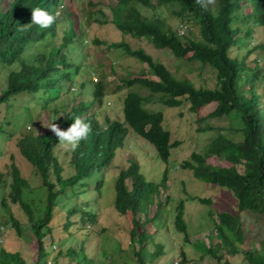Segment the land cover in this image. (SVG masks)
Instances as JSON below:
<instances>
[{"label": "trees", "instance_id": "obj_1", "mask_svg": "<svg viewBox=\"0 0 264 264\" xmlns=\"http://www.w3.org/2000/svg\"><path fill=\"white\" fill-rule=\"evenodd\" d=\"M208 1L117 0L118 4L111 9V19L107 22L115 24L124 36L147 38L157 48L171 50L179 60L197 62L200 68L209 66L217 79V84L212 88L197 86L185 77H176L145 49L134 48L124 40L111 41L108 46L123 48L127 54L147 65L155 77H147L144 72L127 76L122 79V84L129 89L138 86L148 90L151 96L160 94V102L169 107L186 103L191 112L215 104L209 117L234 115L238 118L241 139L234 140L220 134L209 144L205 153L193 152L182 168L191 170L197 179L231 189L239 212H250L258 218L264 216V0H249L253 10L258 8L260 11L258 17L254 16L255 23H252L255 25L258 22L263 38L242 58L237 54L240 41L244 42L249 33H253V28L241 25L247 20V12L243 9L246 0H217L216 7H210ZM1 2L0 77H4L6 83L0 89V106H5L6 112L11 111L16 100L24 96L28 98L25 103L29 102L24 107L31 110L38 104L36 114H45L57 97H61L65 86L70 88L73 84V70L76 68L78 71L79 67L71 59L70 52L65 50L73 43L84 45L81 39L84 32L78 31L72 22L70 28L60 36L62 13L69 12L65 9L66 0H8L5 6ZM34 7L50 13L59 12L60 15L53 25L40 28L31 24V9ZM144 7L151 10L166 7L178 19V24L174 27L162 17L161 11L148 16L141 9ZM72 13L69 12L67 16L71 17ZM185 23L198 28L199 38ZM250 52H258L262 63L250 66L246 62ZM100 77L95 81L92 100L69 105L68 111L65 110L60 119L58 127L61 130H66L75 117L90 125L87 138L71 150V174H64L65 167L55 154L58 141L48 128L52 124L47 126L45 133L24 132L17 142L20 156L41 177L45 188L44 206L38 217H35L37 208L33 207L35 201L31 202L25 196L30 191V181L13 154H10L7 171L0 170V182L7 174L11 179L9 192L2 199L1 206L18 235L22 234L21 225L12 208L19 207L26 213L34 235L35 264H41L47 256V240L53 241L55 207L62 199L71 200L74 187L77 184L80 186L82 180L89 182L93 175H100L110 167L130 130L151 143L166 163L171 157V148L179 144V141L172 142L171 132L163 127V113L146 108L147 98L137 91L129 90L123 99L124 122L107 119L103 124L95 114L87 113L94 102L101 104L106 95V74ZM31 101L35 102L31 105ZM52 111L59 112L56 108ZM103 183V179H97L98 192ZM159 188V184L146 179L140 172V165L134 160L116 177L115 208L121 218L130 219L129 239L134 248L136 264H155L165 253L164 244L155 240V232L148 231V223L157 221L159 215V212L149 215V207L156 199ZM191 199L200 204L212 202L202 197ZM176 211L175 229L183 234L187 243L189 232L185 220V200L178 203ZM140 213L144 215L143 219L139 217ZM65 214L63 227L68 236L72 234L75 223L94 222L98 217L97 213L86 211L80 219L75 220L73 208L66 210ZM243 222L240 215L219 212L215 221L218 242L208 246L203 244L204 255H211L219 264H232L228 260L221 263L225 254L241 255L247 264H264V254L260 249L252 244L244 245L247 234ZM146 252L149 253L148 260ZM72 254V261L76 264L91 263L84 246L78 251L72 249L69 256ZM0 264L29 263L20 251L0 246Z\"/></svg>", "mask_w": 264, "mask_h": 264}, {"label": "rangeland", "instance_id": "obj_2", "mask_svg": "<svg viewBox=\"0 0 264 264\" xmlns=\"http://www.w3.org/2000/svg\"><path fill=\"white\" fill-rule=\"evenodd\" d=\"M7 1L2 0L1 4L5 6ZM246 1L243 9L247 12V20L241 25L245 28L247 26L253 28V33L250 32L244 42L240 41V47L237 49L239 58L263 38L258 22L255 25H253L254 21L252 23L253 16L258 17L260 11L258 8L253 10L250 1ZM117 4V0H66L65 9L73 13L71 17L67 16L69 13L67 11L62 13L64 17L59 25L60 36L70 28L72 22L78 31L84 32V36L81 37L84 45L77 46L73 43L65 50L70 52L71 59L79 70L76 71V68L73 70V84L70 88L65 86L61 97H57L45 114H36L39 110L38 104L31 110L24 107L29 103H25L28 98L24 96L16 100V105L11 111L6 112L5 106H0V170L7 171L10 154H13L16 163L30 181L31 188L25 196L31 202L35 201L33 207L37 208L35 217H38L44 206L45 188L42 186L41 177L32 170L30 163L20 156L17 142L28 130L45 133L50 124L54 123L58 127L69 105L92 100L95 81L101 79L100 76L104 74H106L104 80L106 95L102 98L101 104L94 102L87 113L95 114L103 124L107 119L124 122L123 99L129 90L137 91L147 98L146 108L163 113V127L171 132L172 142L179 141V144L171 148V157L166 163L161 160L151 143L130 130L110 167L100 175H93L89 182L87 179L82 180L80 186L77 184L74 187L72 199H62L55 207L52 223L53 241L47 240V256L41 264H76L72 261L73 254L69 256V252L72 249L78 251L82 246L85 247L86 254L91 260L90 264H136L134 248L129 239L130 219L121 218L115 208L116 177L131 160L140 165V172L148 181L160 185L159 193L149 207L150 216L157 212L159 215L157 221L148 223V231L155 232L156 242H161L165 246L164 256L158 258L155 264H219L211 255H204L202 247L203 244L208 246L218 242L215 221L217 214L222 211L240 215L247 234L244 245L252 244L251 246L260 249L264 254V216L257 218L250 212H239L237 200L231 189L197 179L191 170L182 168V164L190 159L193 152L205 153L209 144L220 134L234 140L241 139L238 118L234 115L209 117L215 104L191 112L186 103L169 107L160 102V94L151 96L148 90L138 86L129 89L122 84V79L127 76L141 75L144 72L147 77H155L151 75L147 65L127 54L123 48L109 47L108 43L124 40L134 48H143L155 61L165 64L176 77L191 79L197 86L214 87L217 84L214 70L209 66L200 68L201 65L197 62L179 60L171 50L157 48L150 39L122 35L115 24L107 22L111 19V9ZM208 4L210 7H216L217 0H209ZM141 9L148 16L161 11L162 17L174 27L178 24V19L172 16L166 7L158 10L145 7ZM65 22L69 25L67 29L64 27ZM186 27L192 29L199 38L196 26L186 24ZM242 34L243 32L240 33ZM246 62L254 66L261 64L262 60L259 59L258 52H250ZM5 81L6 79L1 76L0 89L5 86ZM33 102L35 101H31V105ZM53 108L58 109L59 112L54 113ZM208 128L212 129L208 130ZM71 150V147H55V154L65 167V175L73 172L69 164ZM98 178L104 180L100 192L96 189ZM10 181V176L7 174L0 182V246L12 251H20L29 264H35L34 235L26 213L19 207L12 208L14 216L21 225L22 234L18 235L7 212L1 206L2 199L9 192ZM192 197H202L212 202L200 204L193 201ZM181 200H185V220L189 232L187 243L183 234L174 226L176 207ZM70 208L75 209L73 217L75 220L80 219L86 211L97 213L98 217L94 222L75 223L71 229L72 234L68 236L63 225L66 210ZM139 217L143 219L144 215L140 213ZM145 255L148 260L149 253L146 252ZM226 260L232 264H247L241 255L225 254L221 263Z\"/></svg>", "mask_w": 264, "mask_h": 264}, {"label": "clouds", "instance_id": "obj_3", "mask_svg": "<svg viewBox=\"0 0 264 264\" xmlns=\"http://www.w3.org/2000/svg\"><path fill=\"white\" fill-rule=\"evenodd\" d=\"M59 15V12L50 13L42 8L34 7L31 9V24L37 25L40 28H48L56 23ZM64 27L66 29L69 27L67 22H65ZM72 120L73 122L66 130H61L54 123L48 127L57 138L58 142L55 146L75 149L79 142L85 140L89 135L90 125L87 122L79 117H75Z\"/></svg>", "mask_w": 264, "mask_h": 264}, {"label": "built area", "instance_id": "obj_4", "mask_svg": "<svg viewBox=\"0 0 264 264\" xmlns=\"http://www.w3.org/2000/svg\"><path fill=\"white\" fill-rule=\"evenodd\" d=\"M183 32V31H182Z\"/></svg>", "mask_w": 264, "mask_h": 264}]
</instances>
